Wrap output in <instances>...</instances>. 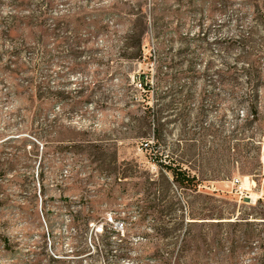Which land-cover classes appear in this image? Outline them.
<instances>
[{"label": "rangeland", "instance_id": "obj_1", "mask_svg": "<svg viewBox=\"0 0 264 264\" xmlns=\"http://www.w3.org/2000/svg\"><path fill=\"white\" fill-rule=\"evenodd\" d=\"M0 142V264H264V0H0Z\"/></svg>", "mask_w": 264, "mask_h": 264}, {"label": "trees", "instance_id": "obj_2", "mask_svg": "<svg viewBox=\"0 0 264 264\" xmlns=\"http://www.w3.org/2000/svg\"><path fill=\"white\" fill-rule=\"evenodd\" d=\"M260 4V3H259ZM248 74L247 73L245 75V77L247 78V80L249 79L248 77ZM250 84H252V81L251 79L248 80ZM261 81V80H260ZM141 86H144L145 88L149 89L148 87V84L146 83H141L140 84ZM252 105H253V108L256 109L257 106H255V103L254 101H249ZM250 116L252 117V122H255L257 121V118H258V112L257 110H255V113H253V111L251 112ZM237 149V147L235 146L233 148V150ZM158 167L160 168V170H165L166 172H168L171 176H172V181H171V184L174 185L177 189H179L180 191L182 192H187V191H198V186H199V182L198 180L196 179V177H192L191 175H189L182 167L180 166H176V165H163L162 163H157ZM115 172H117V170H115ZM118 173V172H117ZM162 177H165V175H163L162 173ZM154 185H155V180L153 181ZM170 183V181L168 180V184ZM171 193V185L168 186V188L165 190H159V193ZM163 193V194H164ZM224 214L220 213L219 215L216 214H212L211 215V218L210 219H215V220H224V219H228V218H224L223 217ZM193 222H195V220H197L196 218H193ZM182 223V226H183V221L181 222ZM229 224H235V223H232V222H228ZM187 226H189L190 224H195V223H192V222H187L186 223ZM217 224H222V223H217ZM175 230V229H174Z\"/></svg>", "mask_w": 264, "mask_h": 264}, {"label": "built area", "instance_id": "obj_3", "mask_svg": "<svg viewBox=\"0 0 264 264\" xmlns=\"http://www.w3.org/2000/svg\"><path fill=\"white\" fill-rule=\"evenodd\" d=\"M1 149H2V145H1V142H0V151H1Z\"/></svg>", "mask_w": 264, "mask_h": 264}]
</instances>
